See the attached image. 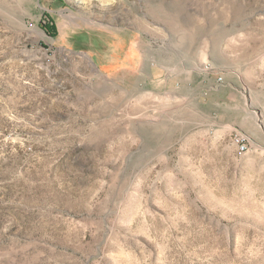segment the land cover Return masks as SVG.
Returning <instances> with one entry per match:
<instances>
[{
    "label": "rangeland",
    "instance_id": "obj_1",
    "mask_svg": "<svg viewBox=\"0 0 264 264\" xmlns=\"http://www.w3.org/2000/svg\"><path fill=\"white\" fill-rule=\"evenodd\" d=\"M202 52L264 124V0H0V264H264V127L151 69Z\"/></svg>",
    "mask_w": 264,
    "mask_h": 264
},
{
    "label": "crops",
    "instance_id": "obj_2",
    "mask_svg": "<svg viewBox=\"0 0 264 264\" xmlns=\"http://www.w3.org/2000/svg\"><path fill=\"white\" fill-rule=\"evenodd\" d=\"M203 54L198 53L187 64L179 59L153 64L151 69L159 80L163 97H172L179 105H186L188 114L211 120L223 129L238 126L251 134H260L264 124L259 122L260 112L253 108L259 101L256 94L245 92L232 83L219 84L216 74L207 67L209 58ZM124 64L130 69L135 68L136 56L132 47L124 55ZM147 70L148 64L141 58V81Z\"/></svg>",
    "mask_w": 264,
    "mask_h": 264
},
{
    "label": "built area",
    "instance_id": "obj_3",
    "mask_svg": "<svg viewBox=\"0 0 264 264\" xmlns=\"http://www.w3.org/2000/svg\"><path fill=\"white\" fill-rule=\"evenodd\" d=\"M207 67H210V65H208ZM218 81L219 84L226 83L224 76L221 73H219L218 75ZM234 142H239V155L245 154L250 148V137L245 132L240 131L236 133L234 135Z\"/></svg>",
    "mask_w": 264,
    "mask_h": 264
},
{
    "label": "trees",
    "instance_id": "obj_4",
    "mask_svg": "<svg viewBox=\"0 0 264 264\" xmlns=\"http://www.w3.org/2000/svg\"><path fill=\"white\" fill-rule=\"evenodd\" d=\"M46 17H48V20H44V22L41 23V27L43 28V30H45L50 36H55L56 33V25L55 23L52 21L51 22V18L46 15Z\"/></svg>",
    "mask_w": 264,
    "mask_h": 264
},
{
    "label": "bare ground",
    "instance_id": "obj_5",
    "mask_svg": "<svg viewBox=\"0 0 264 264\" xmlns=\"http://www.w3.org/2000/svg\"><path fill=\"white\" fill-rule=\"evenodd\" d=\"M236 144L238 145V147H239V142H236Z\"/></svg>",
    "mask_w": 264,
    "mask_h": 264
}]
</instances>
